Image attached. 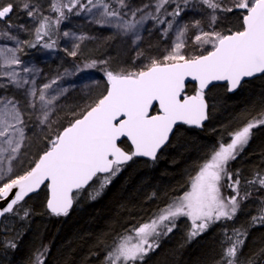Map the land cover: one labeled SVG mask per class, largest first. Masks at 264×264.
<instances>
[{
  "label": "snow or ice",
  "instance_id": "snow-or-ice-1",
  "mask_svg": "<svg viewBox=\"0 0 264 264\" xmlns=\"http://www.w3.org/2000/svg\"><path fill=\"white\" fill-rule=\"evenodd\" d=\"M201 2L213 13L208 31L200 28V21L185 24L177 22V18L187 10L190 0H154L152 4L135 9H131L126 0H86V3L82 0H68L67 3L51 5L52 11L58 14L55 20L43 16L32 0H0V22H4L8 29L27 31L23 25H13L10 21L17 7L26 12L29 18L39 20V26L35 28L36 43H29V47H36L45 36H49L54 26L67 18L65 9L75 15L87 13L94 16L99 12L101 19L96 20L97 24L101 27H115L124 34L132 33L136 40L140 39L139 29L147 20L154 21L157 28L165 25L161 29L165 37L174 28L176 34L172 50L162 59H151L143 69L106 70V94L82 113L80 118L74 117L55 137L49 138L47 150L34 162V166L19 175H10L11 166L0 168V205H3L0 207V217L12 214L22 220L27 219L30 211L22 207V202L45 184L49 190L47 209L52 215L66 216L73 205V190L79 192L98 174H103L96 192L99 195L134 157L143 156L154 161L178 122L202 127L208 119L205 91L213 82H226L228 91L232 92L241 86L245 78L264 74V0H234L232 7L228 8H221V0ZM168 5H174L171 11ZM234 10L242 13L240 30H228V34L216 31L215 13ZM129 15L132 19H125ZM137 16L139 19H136ZM190 28L199 30L200 34L194 36L193 43L203 48L201 54L184 55L182 52L186 48ZM63 35L68 37L70 33L64 32ZM0 36L16 41L18 45L21 43L17 36L7 31L0 32ZM77 39L83 40L85 37ZM54 46L55 41L42 44L46 49H53ZM18 50L0 47V59L3 60L0 78H8L9 83L18 88L29 83L33 85L28 89V96L36 100H30L29 107L36 108L38 102L40 115L37 123L46 126L51 122L55 103L63 92L49 98L46 92L51 84H45L37 96L34 80L18 79L20 73L15 69L4 70L22 66L21 59L16 55ZM68 55L75 57L77 51L73 50ZM99 63L106 64V61ZM96 67L97 61H92L78 71ZM22 71L29 74L32 70L22 67ZM187 78L198 82L193 95L186 94ZM55 83L52 81V84ZM6 87L0 84V88ZM154 102H158V111L155 113ZM17 103L5 100L3 107H0V141L5 145L0 147V160L6 159L9 162L16 159L25 139L24 119ZM259 124H264V119L248 122L230 134L229 143L220 142L218 147L213 148L191 177L189 190L160 209L150 222L130 229L133 235L119 237V242H114L108 251L105 264H142L149 252L160 246L161 237L172 233L182 217L191 221V230L187 234L189 241L217 222L232 221L241 210L242 202L251 198L252 192L246 188L241 195L240 170L231 171L228 166L247 146L251 130ZM122 137L130 140L133 151H125L120 146ZM245 184L258 185L257 190L264 188V175L256 173L254 179ZM222 187H227L233 195L223 196ZM259 212L260 215L251 218L253 226L258 222L264 224V206ZM8 230L5 226V233ZM247 235L248 230L243 227H235L231 232L225 228L221 244L227 243L228 246L223 248L218 264H255L254 256L242 258L239 255ZM16 246L15 240L6 244V247L12 249ZM46 254V248L37 251L33 264H44L43 257ZM261 254H264V250Z\"/></svg>",
  "mask_w": 264,
  "mask_h": 264
},
{
  "label": "trees",
  "instance_id": "trees-1",
  "mask_svg": "<svg viewBox=\"0 0 264 264\" xmlns=\"http://www.w3.org/2000/svg\"><path fill=\"white\" fill-rule=\"evenodd\" d=\"M65 1L67 0H56L58 4ZM233 2L234 0H221L220 6L232 7ZM173 6L168 5V10L171 11ZM212 15L211 9L201 0H190L187 10L177 18V22L185 24L200 21V28L208 31ZM215 15L216 31L228 34V30H240L242 13L239 10L217 11ZM150 22L152 25L148 31L142 29L145 25L140 28V31L144 30L141 35H149V40L158 47L157 43L160 44L161 41L157 39V27L154 21ZM172 31L175 34V28ZM197 34H200L198 29H189L184 55L203 52V48L196 47L193 43ZM74 62L82 68L86 64L79 58H74ZM105 71L101 72L99 67L87 70L99 74L101 79L106 78ZM195 89L194 86H187L186 92L194 94ZM104 91L105 86L102 87V92ZM205 98L210 106L207 126L202 130L176 128L155 161L134 160L123 167L99 195L96 192L100 182L76 192L74 206L66 216H54L47 212L46 188L23 201L22 207L30 211L27 219L7 214L1 222L0 264H33L37 251L45 248L47 254L43 257L44 264H105V248L113 239L127 228L130 234V229L151 221L160 209L187 191L191 177L196 174L198 166L207 155L227 136L241 129L246 120L264 119V75L245 82L232 95L224 86L212 87L205 93ZM257 126V130L251 135V142L228 167L236 166L240 170L241 195L246 188L252 192L251 198L242 202L241 210L234 218L241 221L242 227L248 230L239 255L242 258L254 256L255 264H264V254H261L264 250V224H251V218L260 215L264 188L257 190L258 185L245 184L246 181L253 180L256 173L264 175V124ZM120 146L129 150L125 141ZM42 153L43 151L38 157ZM95 179L102 181L103 176ZM227 193L233 195L227 187H223V194ZM22 215L21 211L20 216ZM6 219H12V227H8L7 233L4 231ZM224 223L191 241H183L181 236L176 241L175 235L171 240H165L166 236L159 241L160 246L155 251L149 252L142 264H218L223 248L228 246L227 243L221 244L223 231L227 228L231 232L235 228L231 221ZM11 240H15L17 244L15 249L6 247Z\"/></svg>",
  "mask_w": 264,
  "mask_h": 264
},
{
  "label": "rangeland",
  "instance_id": "rangeland-1",
  "mask_svg": "<svg viewBox=\"0 0 264 264\" xmlns=\"http://www.w3.org/2000/svg\"><path fill=\"white\" fill-rule=\"evenodd\" d=\"M67 2L68 0L64 3ZM82 2L86 3V0H82ZM32 3L37 6L43 16L49 17L51 20L56 19L58 14L52 11L51 7L53 3H57L56 0H32ZM126 3L131 9H135L145 4H152L154 0H126ZM152 11L154 12V9ZM65 15L67 18L58 26H54L49 36H45L36 47H29L28 44L36 43L35 28L39 26L38 19L29 18L26 12L17 7L11 14L10 21L13 25H23L27 31L8 29L4 22H0V32L7 31L11 35L17 36L21 42L18 45L16 41L0 36V47L18 48L16 55L22 61V66H12L11 69L4 70L15 69L20 73L18 79L34 80L37 96L45 84H51V88L46 92V96L49 98L63 92L55 103L51 122L46 126H41L37 123V118L40 115L38 102L36 108L29 107V101L36 100L35 97L28 96V89L33 85L29 83L18 88L15 84L9 83L8 78H0V84L7 85L6 88H0V107H3L5 100L17 101V107L21 111L25 125V139L16 159L11 162L6 159L0 160V168L12 167L10 175H19L33 166L38 154L47 150L49 138L55 137L74 117L93 106L104 93L102 87H107L106 78L101 79L97 73L78 71L83 68L74 62V58H79L86 64L97 61V67L101 69V72H104V69L139 71L148 65L151 59H162L163 56L167 55L172 50L176 40V34L173 31L169 32L167 37L162 35L161 29L165 25L157 28V39L161 41L160 44L157 43V47L153 41L149 40V35H141L144 30L140 31L141 29H139L140 39L136 40L132 33L124 34L112 26L101 27L96 23V20L101 19L99 12H96L94 16L87 13L75 15L68 12ZM125 19H132V17L129 15ZM136 19H139V16ZM150 21L152 20H147L142 29L145 28L148 31L147 29L151 28L152 25ZM64 32H68L70 35L65 37ZM80 36H84L85 39H77ZM51 41H55L53 49L42 47L43 43ZM73 50L77 51L75 57L68 55ZM100 61H106V64H101ZM2 64L3 60L0 59V65ZM22 67L31 69V73H23ZM52 81H56V83L52 84ZM3 146L5 145L0 141V147ZM6 155L7 153H5ZM99 182H102L101 179H95L93 185ZM189 188L190 185L188 190ZM223 196L230 197V194H223ZM254 203L257 204V202ZM11 220L6 219L4 221L5 226L11 228ZM224 224V221L217 222L209 228ZM241 224V221L237 219L231 221L233 227H242ZM190 230L191 221L182 217L178 220L177 227L167 235L165 240H171L172 236L175 235L177 236L176 241L180 236L183 241H186ZM129 235H133V233L131 232ZM162 238L164 237H161L160 240H164ZM118 242L119 240L116 243Z\"/></svg>",
  "mask_w": 264,
  "mask_h": 264
},
{
  "label": "water",
  "instance_id": "water-1",
  "mask_svg": "<svg viewBox=\"0 0 264 264\" xmlns=\"http://www.w3.org/2000/svg\"><path fill=\"white\" fill-rule=\"evenodd\" d=\"M263 75H264V74H257V75L254 76V77H251V78H245V79L242 81L241 86H242L245 82H248V81L253 80V79H255V78L261 77V76H263ZM187 86H194L195 88H197V87H198V82H197V81H193L191 78H187V81H186V88H187ZM215 86H226V87H227L226 82H223V81H216V82H213V83L209 86L208 89H206L205 93H206L209 89H211L212 87H215ZM238 89H239V88H238ZM238 89H236L235 91H237ZM185 90H186V89H185ZM227 90H228V89H227ZM235 91H232V92H229V91H228V92L232 94V93H234ZM104 94H106V92H105ZM186 94H187V95H193V94H188L187 92H186ZM154 109H156V111H158V102H154V108H153V110H154ZM207 120H208V119H207ZM207 120L203 122V126H202V127L188 126V125H186V124H183V123H181V122H178L177 125L174 126V129H173L172 133L170 134V136H169V140H170L171 136L173 135L175 129H176L178 126H180V125H186V126H188L190 129L201 130V129H203V127L206 125ZM62 130H63V129H62ZM62 130H61V131H62ZM169 140H168V142H169ZM123 141H125V142L129 145L131 151L134 150V147L131 145L130 140H128L126 137H122V138L120 139L119 143L121 144ZM168 142H167V143H166V144H165V145H164V146L158 151L157 156H158L159 153H160V152L166 147V145L168 144ZM135 158H136V159H143V160H147V161H153L151 158L143 157V156H137V157H135ZM38 159H39V157H38ZM38 159H37V160H38ZM129 162H130V161H129ZM129 162H127V163H129ZM127 163H126V164H127ZM33 166H34V165H33ZM98 176H103V174H98ZM93 181H94V180H93ZM93 181L90 182V184L93 183ZM46 183H47V182H46ZM90 184H89L88 186H86V187H85L84 189H82V190H85L86 188H88V187L90 186ZM43 188H46V192H47V197H46V202H45V207H46V205H47V199H48V197H49V190H48L46 184H45V185H42V186L40 187V189H38L36 192L29 194V196L26 197V199L29 198V197H32V196L37 195V194H38ZM80 191H81V190H80ZM76 192H77L76 190H73V196H74V194H75ZM26 199H25V200H26ZM263 202H264V200H263ZM2 206H3V205H0V207H2ZM73 206H74V200H73V205H72V207L69 209V211L72 210ZM262 206H264V203H262ZM46 210H47V212H48L49 214H51L50 211L47 209V207H46ZM54 216H55V215H54ZM62 216H64V215H62ZM3 218H4V217H0V227H1V222H2Z\"/></svg>",
  "mask_w": 264,
  "mask_h": 264
},
{
  "label": "flooded vegetation",
  "instance_id": "flooded-vegetation-1",
  "mask_svg": "<svg viewBox=\"0 0 264 264\" xmlns=\"http://www.w3.org/2000/svg\"><path fill=\"white\" fill-rule=\"evenodd\" d=\"M224 87H225L226 90H227V87H226V86H224ZM240 87H241V86H240ZM240 87H239V89H240ZM239 89H238V90H239ZM238 90L235 91V92L232 93V94L237 93ZM207 92H208V91H207ZM207 92H206V93H207ZM227 92H228V90H227ZM104 93H105V91H104ZM104 93L101 95V97L104 95ZM228 93H229V92H228ZM229 94H231V93H229ZM232 94H231V95H232ZM101 97H100V98H101ZM209 110H210V106H209V104H208V116H209ZM85 111H86V110H85ZM85 111H84V112H85ZM84 112H83V113H84ZM155 112H156V109L153 110V113H155ZM80 116H81V115H79V117L77 116V118H80ZM75 118H76V117H75ZM207 121H208V120H207ZM251 121H254V120H246V121L242 124V127L246 126V124H247L248 122H251ZM67 126H68V125H67ZM205 126H207V123H206ZM205 126H204V127H205ZM65 127H66V126H65ZM178 127H187V128H189V127L186 126V125H180V126H178ZM178 127H177V128H178ZM204 127H203V128H204ZM257 127H258V126L254 127V128L251 130V135H252L253 132H255V131L257 130ZM189 129H190V128H189ZM192 130H194V129H192ZM201 130H202V129H201ZM123 142H124V141H123ZM222 142L225 143V144H226V143H229V142H230V136H227L226 139L223 140ZM250 142H251V138H250V140H249V143H250ZM249 143H248V144H249ZM248 144H247V145H248ZM128 146H129V145H128ZM166 146H167V145H166ZM123 149H124V148H123ZM164 149H165V148H164ZM244 149H245V148H244ZM244 149H243V150H244ZM124 150H125V149H124ZM125 151L131 152L130 147H129V150H125ZM157 158H158V156L156 157V159H157ZM37 159H38V158H37ZM156 159H155V160H156ZM134 160L147 161V160H143V159H132L129 163H127V164L124 165L123 167H125V166L131 164ZM155 160H154V161H155ZM148 162H153V161H148ZM33 165H34V164H33ZM123 167H122V168H123ZM237 169H238V168H237L236 166H231V167H229V170H231V171H235V170H237ZM193 173H194V172H193ZM100 177H102V176H100ZM93 183H94V181H93ZM93 183H91L90 186L93 185ZM88 188H89V187H88ZM86 189H87V188H86ZM81 191H82V190H81ZM75 194H76V193H75ZM75 194H74V196H75ZM73 198H74V197H73ZM260 205H261V207H262V203H261ZM213 227H214V226H213ZM213 227L209 228L206 232H208V231H209L210 229H212Z\"/></svg>",
  "mask_w": 264,
  "mask_h": 264
},
{
  "label": "bare ground",
  "instance_id": "bare-ground-1",
  "mask_svg": "<svg viewBox=\"0 0 264 264\" xmlns=\"http://www.w3.org/2000/svg\"><path fill=\"white\" fill-rule=\"evenodd\" d=\"M133 159H136V158L134 157ZM136 161H137V160H136ZM141 161H142V160H141ZM125 165H126V164H125ZM122 235H129V228H127L126 230L122 231V232L120 233V235H119L117 238L113 239V240H112V241L106 246V248H105V252H106V254L108 253V251L111 250L112 246L114 245V242L116 243V242L119 240V237H121Z\"/></svg>",
  "mask_w": 264,
  "mask_h": 264
}]
</instances>
